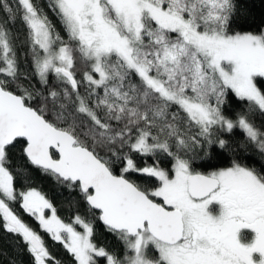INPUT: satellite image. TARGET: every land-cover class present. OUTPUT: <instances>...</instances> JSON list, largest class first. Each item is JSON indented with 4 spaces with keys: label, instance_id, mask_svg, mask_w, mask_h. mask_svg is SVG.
I'll use <instances>...</instances> for the list:
<instances>
[{
    "label": "snow or ice",
    "instance_id": "6c2138e0",
    "mask_svg": "<svg viewBox=\"0 0 264 264\" xmlns=\"http://www.w3.org/2000/svg\"><path fill=\"white\" fill-rule=\"evenodd\" d=\"M252 7L0 0V233L18 255L63 264L47 235L71 264H264V12ZM37 178L67 191V221ZM98 225L117 247L95 241Z\"/></svg>",
    "mask_w": 264,
    "mask_h": 264
},
{
    "label": "trees",
    "instance_id": "16d2710c",
    "mask_svg": "<svg viewBox=\"0 0 264 264\" xmlns=\"http://www.w3.org/2000/svg\"><path fill=\"white\" fill-rule=\"evenodd\" d=\"M41 6H46L47 0H37ZM250 4L254 5L252 7V13L258 18L261 12H264V4L261 3V0H250ZM47 10V9H46ZM2 15V14H0ZM50 17L53 19V22L56 23L57 29H60L59 22L56 18L49 13ZM14 31H18L21 34L23 33L22 26L17 23ZM230 111H238L236 105L229 106ZM163 166H167V162L164 163ZM38 176V174H37ZM34 186H36L39 190H42L47 196L54 201L58 214L64 218L66 221L69 217L73 215V213L77 210L75 207L70 205L68 193L66 190H62L58 188L53 181L48 178H37L34 182ZM80 210L83 211V205L79 206ZM17 211L20 212L23 219L29 223L34 229L40 231L38 223L35 222L32 218L26 216L21 209L17 207ZM45 240L49 243L52 251L55 255L62 260L63 264H71V258L65 253L59 245H54L47 237L44 236ZM95 241L100 245H108L110 247H117L118 242L114 239V237L104 231L102 226H97V230L95 233ZM18 250H13L12 243L10 239L0 233V264H12L13 258L16 261V264H28V257L26 255H18Z\"/></svg>",
    "mask_w": 264,
    "mask_h": 264
}]
</instances>
